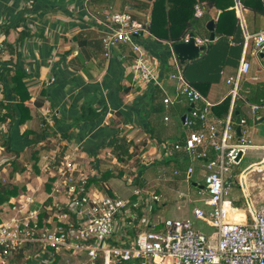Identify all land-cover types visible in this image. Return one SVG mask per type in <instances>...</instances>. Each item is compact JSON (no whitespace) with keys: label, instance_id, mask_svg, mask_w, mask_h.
Segmentation results:
<instances>
[{"label":"crops","instance_id":"obj_1","mask_svg":"<svg viewBox=\"0 0 264 264\" xmlns=\"http://www.w3.org/2000/svg\"><path fill=\"white\" fill-rule=\"evenodd\" d=\"M243 1L245 0L241 1L240 10L235 8V2L229 8V11H234L235 19L231 14L226 15L229 20L226 26L229 34H218L216 31L221 10L204 8V16L196 19V22L203 20L207 34L198 33V35L208 41V51L204 49L200 53L202 58L198 61L186 62L183 65L180 63L185 80L213 105L207 123L219 118L213 109L226 99H230L227 115L230 111L233 112L234 106L236 107L233 118L234 128L237 133L240 126L242 137L246 139L243 143L245 151L237 166L245 158H248V161L252 159L242 172L238 173L237 178L233 174L232 166L226 175V181L231 182L227 200L237 209L236 213L227 219L240 223L250 222L251 217L247 207L243 209L233 204L237 199H229L233 190V181L236 179L242 193L243 186L249 192L248 176L256 173L260 177L259 173L249 169L255 164L259 165L264 159V149H262L264 109L257 112L252 109L253 105L264 100V60L260 56L256 58L253 54L257 47L256 41L246 39L247 35L255 36L264 31V27L249 32L243 15L245 9ZM127 5H131V14L136 20L149 26L154 0H0V74L5 69H9L10 76L15 75L16 69L25 74L23 83L30 97L25 102V106L29 110L30 118L20 125L17 117L8 135L11 138V150L17 152L19 159L29 165L25 174H17L11 181L27 186L28 190L23 194L34 193L37 199L34 208L39 207V202L46 196L47 205L52 202L53 182L56 180L51 174L52 160L59 154L60 148L65 147L64 153L80 148L76 152L77 155H81L84 162L88 160L83 164L97 171L96 178H99L106 170L101 169V156L98 153L102 152L101 155L111 159L113 165L118 164L123 167L125 163L120 164L110 149L101 147V144L108 139L93 151L97 140L106 135L111 138L120 131L122 136L138 147L137 155L127 162L132 164L136 158H141L137 179H129L123 186L118 184V191H113L111 186L112 190L108 188L110 191L108 193L101 190L107 182L92 185L102 193L118 195L131 201L134 199L132 194L135 189L159 198V201L151 203L150 211L145 210V205L132 208L136 223H132L131 228L126 231L131 240L142 229H162L165 220L175 219L168 217L165 220H158L155 218V213L152 214L156 209L155 204L161 203L163 196H169L170 192H174L178 200L187 201L192 197L189 192L191 185L199 196L207 197L204 184V177L208 173L205 168L206 162L196 155L203 153L205 147L206 158H214L216 154L208 145L197 148L193 153H188L184 148L174 149L175 144L183 146L188 134L201 127L200 123L191 129L183 126L182 118L190 107L186 99H181V102L169 109L163 104L164 98L175 96L177 81H173L169 76L174 72L170 63L171 45L176 40H160L151 34L147 38L138 40L147 59L157 67L161 80L162 87L155 85L153 90H150L152 88L150 86L136 85L132 75L127 73V65L135 58L129 44H119L110 59L104 56L100 25V21L104 18L103 13L109 10L123 11ZM253 5L254 3H249L246 8H251L253 12H259L263 16L261 8L255 10L252 8ZM217 15L218 19H216ZM226 16L224 15V18ZM212 20L215 24V35L214 40L209 41L211 32L207 29V24ZM192 31L195 32L194 29ZM21 36L23 38L19 41ZM184 38L176 42H183ZM8 45L12 46V51H9ZM242 59H246L251 64V68L249 74L240 83L238 97L232 101L229 95L231 86L226 81L236 75ZM2 91L3 86L0 84V97ZM198 106L204 108V103L200 102ZM90 109L96 112L102 111V116L96 121L78 124L82 111L87 112ZM165 117H169V120L165 121ZM238 118L245 120V123L238 125ZM25 132H29V135L26 136ZM41 132H45L44 140L32 144L33 135ZM1 135H7L6 124H0V138ZM238 138L237 136L235 142H238ZM33 152L37 155V159L34 158ZM140 153L143 154L139 156ZM0 154L9 156L8 163L14 158L12 154H5L1 142ZM146 154L150 158H147ZM23 155L25 159H22ZM49 162L51 169L45 170L44 167ZM34 163L37 171L33 167ZM155 165L158 169V177L164 180L160 184L162 188L160 194L155 192V185L158 187L159 185L156 182L152 184L150 182L152 176L146 173H150ZM189 168L193 169L190 175L187 173ZM196 173H202L203 181L193 180ZM171 174L176 177H171ZM43 180H47V185ZM251 185L256 186L255 182ZM263 191L258 204L264 200ZM204 199L195 200L203 203L204 206H194L192 211L177 218L189 219L196 230L211 235L215 230L197 219L193 213L195 208L204 210L210 208L205 205ZM258 204L255 203L256 206ZM6 205L0 207V219L3 214L2 209ZM43 214L45 215V212ZM201 222L209 231L203 232ZM80 263H87L85 255L63 254L54 262V264Z\"/></svg>","mask_w":264,"mask_h":264},{"label":"built area","instance_id":"obj_2","mask_svg":"<svg viewBox=\"0 0 264 264\" xmlns=\"http://www.w3.org/2000/svg\"><path fill=\"white\" fill-rule=\"evenodd\" d=\"M241 1L234 0L236 9L242 8ZM260 4L264 16V0H260ZM204 13L203 4H196L195 19L202 18ZM103 14L100 25L104 56L110 59L119 44H129L135 58L127 65L126 71L132 75L133 82L138 86L162 87L157 67L147 59L138 42L150 36L149 26L132 16L131 5L123 11L109 10ZM246 39L256 41L253 53L256 58L264 54V31L255 36L247 35ZM194 40L197 46L208 43L198 35ZM183 41L188 42V35ZM170 63L174 72L169 78L177 81V86L173 98H164V107L169 109L181 99H186L192 108L185 112L183 126L191 129L201 124L199 130L188 134L183 146L175 144L174 149L184 148L193 153L197 148L208 145L216 154L214 158H206L205 147L203 153L196 155L206 162L208 173L204 184L207 197L204 203L210 208H195L193 211L197 219L215 230L213 234L206 235L196 230L189 219H167L162 229H142L129 240L126 231L136 223L132 208L145 205V210L150 211L151 203L159 201V198L135 189L131 201L95 189L89 185V180L98 177V172L78 161L76 148L66 151L54 169H51L50 162L44 167L45 170L50 168L56 179L49 205L46 196L39 202V207L34 208L37 199L34 193H27L15 205H6L2 209L0 264H11L18 253L26 254L31 247L33 251L40 249L31 257V264H54L56 258L63 254L85 255L87 263L80 264H97L100 259L102 264H264V200L256 206L243 186L241 189L247 199L251 221L240 223L227 219L237 209L227 200L231 182L226 181V175L230 166L239 164L246 139L241 132V137L235 142L237 133L232 111L224 119L216 118L207 123L213 105L185 80L173 45ZM250 68L251 64L242 59L236 75L227 79L232 101L238 97L240 83ZM200 102L204 103V108L198 106ZM252 109L254 112L264 109V100L253 105ZM0 113L5 114V111L0 109ZM164 120L168 121L169 117ZM244 123L245 120L241 119L240 124ZM56 159L53 158L52 162ZM249 170L259 173V180L264 185V159ZM192 171L189 168L188 175Z\"/></svg>","mask_w":264,"mask_h":264},{"label":"trees","instance_id":"obj_3","mask_svg":"<svg viewBox=\"0 0 264 264\" xmlns=\"http://www.w3.org/2000/svg\"><path fill=\"white\" fill-rule=\"evenodd\" d=\"M203 4L205 10L216 9L221 10V15L216 23V31L218 34H229L226 28L228 23V17L226 15L231 14L234 18V11H229V8L234 5L233 0H154V6L152 9L151 20L149 23V32L155 38L160 40H171L177 41L183 36L187 35L189 31L193 29L194 26V12L196 4ZM247 6L253 4V9L261 8L260 0H245ZM224 15L226 16L224 18ZM235 19V18H234ZM23 36L18 40L21 41ZM18 41V42H19ZM9 51H12V46L8 45ZM14 51V50H13ZM25 74L16 69L15 75H9V69H5L0 74V84L3 86V91L0 97V109L5 111V114L0 113V124H6L7 135H1L0 142L5 154H12L14 156L13 160L9 163L11 167L9 171V180L3 181L0 179V207L4 204L9 206L15 205L19 198L23 195V192H27L28 188L25 184H18L17 182H12L11 179L14 176L23 175L26 173L28 168V163L23 162L19 159V154L12 151L10 148V136L8 135L13 128V124L17 117H19L18 123L24 124L29 118V110L25 106V102L30 98L29 93L23 83ZM150 90H153L154 85H151ZM230 105V99H226L221 105L213 109L216 116L219 118H224L227 115ZM236 107L234 106L232 112V118L235 116ZM213 113V114H214ZM102 116V111L96 112L94 110H84L78 118V124L81 122H93ZM26 136L29 132L24 133ZM65 134V132H63ZM45 132L35 133L32 137V144H37L44 140ZM68 136L67 134H65ZM102 148L110 149L113 156L120 164H124L131 160L137 155L138 147L133 145L131 141H128L125 136L121 135L118 131L111 138L101 144ZM65 147L60 148L59 154L56 156L57 159L53 163V169L55 166L61 163V158L64 154ZM35 152H33L34 155ZM37 159V155H34ZM35 168V163L33 164ZM123 172L120 171L118 176H122ZM113 177V172L108 170L101 173L99 178H93L89 180V185H99L101 183L108 182ZM1 213V209H0ZM1 221V219H0ZM40 249L35 251L31 248L24 252H20L16 255L15 259L11 261V264H31V257L35 252H39ZM28 258V259H27ZM97 264H102L100 259Z\"/></svg>","mask_w":264,"mask_h":264},{"label":"rangeland","instance_id":"obj_4","mask_svg":"<svg viewBox=\"0 0 264 264\" xmlns=\"http://www.w3.org/2000/svg\"><path fill=\"white\" fill-rule=\"evenodd\" d=\"M243 6H244V10H243V15L245 18V21L248 25V30L249 32H252L253 29L254 30H258L264 27V17L259 13V12H253L251 8H246L247 5L245 3V1L242 2ZM196 33H199L201 35V33L203 35H206V30L205 27L203 26V20H200L199 22H195L194 23V28ZM251 52V51H250ZM174 71V70H172ZM110 137L108 135L104 136V138H100V140H97L98 142L95 144L96 146L93 147V151H96L97 149L95 147H98L104 140L109 139ZM80 150V148L78 149ZM100 150V149H99ZM102 150V149H101ZM102 153V152H101ZM101 153H98L99 156H101V169L102 171L104 170H110L113 172V177L109 180L110 183H106L105 186H102L103 189H101L103 192L108 193L109 189H112L113 191H118L117 189V185H126L129 181V179H133L136 178V174L138 171H140V166H141V158L137 159L132 162V164L129 163H125L124 166L122 167L121 165L115 164L113 165L111 163V159H107L106 157H104L103 155H101ZM77 154V153H76ZM143 153H140L139 156H141ZM148 156V154H146ZM9 156H2L0 154V179H2L3 181H7L9 179V171L11 169V167L9 166V163L7 162V160H9V158H7ZM104 158V159H102ZM147 158H150V156H148ZM22 159H25V155L22 156ZM77 159L80 163H85L88 160H83V158L81 157V155H77ZM252 160V159H251ZM250 160V161H251ZM250 161H248V158L243 159L242 163L239 166H232V171L233 174H235L236 178L238 173L242 172V170L250 163ZM148 171H150L149 169H147ZM122 171L123 174L122 176H118V173ZM145 171V170H143ZM158 169L155 166L152 167V170L150 173L146 172L147 175H151V183L153 184L154 182H156L159 187L157 185H155V192H158V194L161 193L162 188L160 187L161 182H163V179H160L158 177V173H157ZM171 177H176L173 174H171ZM178 178V177H177ZM137 179V178H136ZM202 180V173H196L193 176V180ZM248 181H249V192L252 196V198L254 199V202L256 204H258V201L260 200V198H262L261 196V192L263 191L264 186L262 184H260L259 181V176L256 173H252L250 176H248ZM19 182V181H18ZM252 182H255L256 186L254 185V187L251 185ZM43 183L47 185V180H43ZM118 185V186H119ZM239 185L236 183V179L233 181V190H232V194L230 196V200H234L237 199V202H233L234 205H238L239 207L246 209V202L247 199L244 196V193H242V191L240 190V188L238 187ZM116 187V188H115ZM111 189V190H112ZM184 189V188H183ZM187 189V186H186ZM124 189H122L123 191ZM189 192H191L190 194H192V197H189V200L187 201H180L177 198V195L174 192H170L169 196H163L161 203L155 204V210L154 212H152V214L155 213V218H157L158 220H165L168 217H173L175 219H178L179 217L184 216V214L188 211H192V208L194 206L200 205L202 206L203 203L197 202L195 200L197 199H201V198H206V196H199L197 194V191L194 187H192L191 185H189ZM121 191V192H122ZM110 192V191H109ZM185 206V208H183ZM204 206V205H203ZM178 207H180L178 209ZM178 217V218H177ZM202 224L201 229H203V232H207L209 231V229L207 228V226H205V224Z\"/></svg>","mask_w":264,"mask_h":264},{"label":"water","instance_id":"obj_5","mask_svg":"<svg viewBox=\"0 0 264 264\" xmlns=\"http://www.w3.org/2000/svg\"><path fill=\"white\" fill-rule=\"evenodd\" d=\"M196 22V19L194 20V23ZM214 20L210 21L207 24V29L211 32L209 41H213L214 40ZM198 33L192 31L188 34V42H176L173 43V51L175 53V55L177 56L178 60L180 61V63L183 65L186 62H195L200 60L202 57H200V53L202 51H204V49H206V51H208L209 48V43H207V45L205 46H197L195 44V40L194 37L197 36ZM199 36V35H198ZM185 37V35L183 36V38ZM260 57L264 60V54H260ZM192 107H190L188 109V111L191 109ZM237 124H240V118L237 119ZM237 136L241 137V128L240 126L237 129Z\"/></svg>","mask_w":264,"mask_h":264}]
</instances>
